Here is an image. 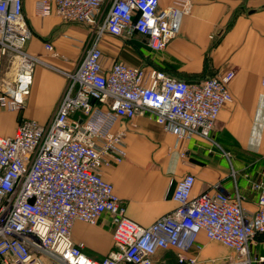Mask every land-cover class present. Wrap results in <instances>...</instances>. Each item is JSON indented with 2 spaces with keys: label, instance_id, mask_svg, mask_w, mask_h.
I'll return each instance as SVG.
<instances>
[{
  "label": "built area",
  "instance_id": "1",
  "mask_svg": "<svg viewBox=\"0 0 264 264\" xmlns=\"http://www.w3.org/2000/svg\"><path fill=\"white\" fill-rule=\"evenodd\" d=\"M35 7L40 15L54 12L90 26L97 37L140 36L150 50L161 51L178 35L190 0L165 7L160 0H38ZM30 36L22 0H0V55L17 58L0 107L24 104L35 62L23 48ZM96 39L75 69L63 71L66 85L47 120L22 119L12 135H0V264H150L161 249L174 251L181 264H195L199 233L233 249L235 263L251 264L248 243L264 233V180L251 182L257 192L251 215L238 191L194 194L195 177L187 173L171 191L175 208L143 226L125 214L101 173L126 156L123 129L113 130L119 118L150 112L177 138L211 140L219 111L232 100L234 70L188 81L153 66L114 61L105 67ZM45 48L53 50L50 43ZM103 212L114 225L112 248L96 260L72 240L71 226L94 223Z\"/></svg>",
  "mask_w": 264,
  "mask_h": 264
},
{
  "label": "crops",
  "instance_id": "2",
  "mask_svg": "<svg viewBox=\"0 0 264 264\" xmlns=\"http://www.w3.org/2000/svg\"><path fill=\"white\" fill-rule=\"evenodd\" d=\"M38 0H22L31 30L24 50L35 58L24 104L19 109L0 107V135L10 136L22 119L44 123L61 97L66 77L76 68L97 37L90 26L68 22L52 12L40 15ZM173 0H160L165 7ZM129 42L100 33L97 45L102 63L153 66L188 81L234 70L229 83L232 100L226 102L210 131L211 140L198 136L177 138L158 124L152 113L119 118L113 130L123 129L125 158L103 166L102 176L112 185L133 221L148 226L175 208L171 191L183 175L195 177L193 193L220 189L245 196L249 214L257 208L251 182L264 180V0H190L178 35L161 51L150 50L141 38ZM50 43L53 50L45 48ZM140 43V44H139ZM143 44V45H142ZM5 83V82H4ZM4 83H1L0 92ZM114 225L108 212L94 223L75 220L71 238L82 244L91 259H102L112 248ZM219 241L197 236L195 264H237L235 251ZM251 264H264V233L248 243ZM175 257V259H174ZM178 262L174 251L161 249L150 264Z\"/></svg>",
  "mask_w": 264,
  "mask_h": 264
},
{
  "label": "rangeland",
  "instance_id": "3",
  "mask_svg": "<svg viewBox=\"0 0 264 264\" xmlns=\"http://www.w3.org/2000/svg\"><path fill=\"white\" fill-rule=\"evenodd\" d=\"M136 41H140L138 39H135ZM140 44V43H139ZM143 45V44H142ZM16 65H17V58H14L12 54L7 55H0V77H1V83H6L8 80L11 81L14 78V75L16 73ZM256 175L260 178L264 177V173L257 172ZM220 243V242H218ZM221 244V243H220ZM175 259V257H174ZM171 262L170 264H178L177 262Z\"/></svg>",
  "mask_w": 264,
  "mask_h": 264
},
{
  "label": "trees",
  "instance_id": "4",
  "mask_svg": "<svg viewBox=\"0 0 264 264\" xmlns=\"http://www.w3.org/2000/svg\"><path fill=\"white\" fill-rule=\"evenodd\" d=\"M138 37H139V38H141L140 36H135V37H134V38H132V39H131L129 42H131V43H132V42H134V41H135V39H137ZM141 39H142V38H141ZM142 40H143V39H142ZM143 42H144V41H143Z\"/></svg>",
  "mask_w": 264,
  "mask_h": 264
},
{
  "label": "bare ground",
  "instance_id": "5",
  "mask_svg": "<svg viewBox=\"0 0 264 264\" xmlns=\"http://www.w3.org/2000/svg\"><path fill=\"white\" fill-rule=\"evenodd\" d=\"M15 80H16V79H15ZM21 80H25V77H24L23 75L21 76Z\"/></svg>",
  "mask_w": 264,
  "mask_h": 264
}]
</instances>
